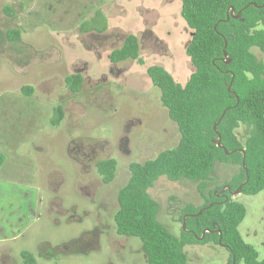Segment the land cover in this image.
Returning a JSON list of instances; mask_svg holds the SVG:
<instances>
[{"label": "rangeland", "instance_id": "1", "mask_svg": "<svg viewBox=\"0 0 264 264\" xmlns=\"http://www.w3.org/2000/svg\"><path fill=\"white\" fill-rule=\"evenodd\" d=\"M181 8L182 0H0V185L34 198V213L20 232L0 240V264H21L24 251L40 264H147L141 242L117 234L114 215L129 165L179 141L146 69L162 67L181 85L193 73L185 53L191 30ZM97 11L107 20L106 31L81 33V24ZM15 28L27 49L5 45L2 34ZM128 35L138 38L144 65L111 62V52ZM251 51L264 58L257 48ZM71 74L83 78L74 93L65 84ZM57 106L63 118L53 127ZM237 133L243 143L244 128ZM105 159L116 162L109 184L95 166ZM236 172L216 164L210 188L225 185ZM197 185L160 177L148 190L159 206L158 221L176 237L183 211L203 204ZM233 196L246 209L238 231L262 260L264 190ZM88 233L91 241L74 243ZM41 248L52 256H38ZM184 253L186 264H228V252L213 243L185 246Z\"/></svg>", "mask_w": 264, "mask_h": 264}, {"label": "trees", "instance_id": "2", "mask_svg": "<svg viewBox=\"0 0 264 264\" xmlns=\"http://www.w3.org/2000/svg\"><path fill=\"white\" fill-rule=\"evenodd\" d=\"M3 12L11 15L9 7ZM181 16L191 30L185 53L193 73L181 85L162 67L146 69L159 90L161 106L178 129L179 141L153 159L129 165V179L117 194V234L137 238L147 264H186L184 247L207 243L222 246L228 252V264H264V258L258 260L256 250L238 231L246 209L233 196L238 189L244 195L264 190V58L251 51L257 48L264 56V0H182ZM107 27L106 18L97 11L79 31L103 33ZM2 35L8 47L27 49L18 28L7 29ZM110 60L144 65L138 38L128 35L121 47L111 52ZM82 82L80 74L65 77L66 87L73 93ZM62 118L63 110L57 106L51 125H58ZM241 127L246 132L243 143L237 133ZM2 161L0 158V166ZM216 164L234 166L237 172L225 185L210 188ZM95 166L104 184L113 181L114 159ZM160 177L197 183L203 198L201 206L183 211L181 222L185 225L177 237L158 221L159 206L148 193ZM88 236L74 243L94 238ZM42 250L38 256H49ZM20 256L21 264H40L29 252Z\"/></svg>", "mask_w": 264, "mask_h": 264}, {"label": "crops", "instance_id": "3", "mask_svg": "<svg viewBox=\"0 0 264 264\" xmlns=\"http://www.w3.org/2000/svg\"><path fill=\"white\" fill-rule=\"evenodd\" d=\"M6 190L5 186L0 185V240L13 238L23 228L25 219L34 213L32 193Z\"/></svg>", "mask_w": 264, "mask_h": 264}, {"label": "flooded vegetation", "instance_id": "4", "mask_svg": "<svg viewBox=\"0 0 264 264\" xmlns=\"http://www.w3.org/2000/svg\"><path fill=\"white\" fill-rule=\"evenodd\" d=\"M67 248H68V246H67V245H65V246H63V247H62V249H64V250H66ZM54 251H55V250H54ZM44 252H45V251H44ZM45 253H47V252H45ZM47 254H49V253H47ZM52 254H53V253H52ZM47 256H48V255H47ZM49 256H50V257L52 256V255H51V253H50V255H49Z\"/></svg>", "mask_w": 264, "mask_h": 264}, {"label": "water", "instance_id": "5", "mask_svg": "<svg viewBox=\"0 0 264 264\" xmlns=\"http://www.w3.org/2000/svg\"><path fill=\"white\" fill-rule=\"evenodd\" d=\"M238 193H239V189L236 192H234L233 195H237ZM184 225H185V222H183V226H182L183 228H184Z\"/></svg>", "mask_w": 264, "mask_h": 264}, {"label": "built area", "instance_id": "6", "mask_svg": "<svg viewBox=\"0 0 264 264\" xmlns=\"http://www.w3.org/2000/svg\"><path fill=\"white\" fill-rule=\"evenodd\" d=\"M229 13H230L231 15H233V11H232V9H229Z\"/></svg>", "mask_w": 264, "mask_h": 264}]
</instances>
